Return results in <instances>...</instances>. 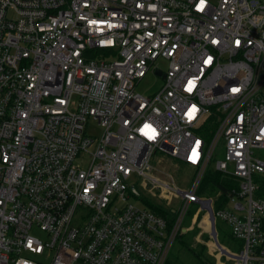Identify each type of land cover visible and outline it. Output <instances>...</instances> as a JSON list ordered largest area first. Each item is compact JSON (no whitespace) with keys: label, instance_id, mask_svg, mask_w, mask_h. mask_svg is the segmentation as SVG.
<instances>
[{"label":"built area","instance_id":"obj_1","mask_svg":"<svg viewBox=\"0 0 264 264\" xmlns=\"http://www.w3.org/2000/svg\"><path fill=\"white\" fill-rule=\"evenodd\" d=\"M262 151L264 0H0V264H166L196 225L264 264Z\"/></svg>","mask_w":264,"mask_h":264},{"label":"trees","instance_id":"obj_2","mask_svg":"<svg viewBox=\"0 0 264 264\" xmlns=\"http://www.w3.org/2000/svg\"><path fill=\"white\" fill-rule=\"evenodd\" d=\"M181 165V169L184 168L183 164ZM258 181L260 182V191L259 195L264 196V178L259 177ZM237 186V181L234 179L228 178L217 171H207L206 175H204L199 190V196L205 197H213L215 194L222 192L221 198L216 202V209L223 206V203L226 201V194L231 191L233 187ZM192 215V214H191ZM201 217L199 218V220ZM208 217L205 216L202 221V226L205 220ZM200 232L199 229L195 228L193 232H187L180 236L178 239V246L173 255L170 256L166 264H216L215 258L209 253L206 245L198 244L196 247L194 244V238ZM231 235V234H230ZM204 240L209 241V236L204 235ZM232 237V236H231ZM233 239V238H232ZM222 246L228 247L225 243L221 242ZM230 248V247H229ZM224 264H234L230 260L225 257L222 258Z\"/></svg>","mask_w":264,"mask_h":264},{"label":"rangeland","instance_id":"obj_3","mask_svg":"<svg viewBox=\"0 0 264 264\" xmlns=\"http://www.w3.org/2000/svg\"><path fill=\"white\" fill-rule=\"evenodd\" d=\"M159 65H160V68H163L165 70V64L164 63H160ZM160 87H161L160 78L151 72L141 81L137 90L139 92L147 94V95H149V94L153 95V93H156L160 89ZM90 126H91V128L94 129V131L96 133H99V127L96 123H92ZM90 126H88V127L90 128ZM259 154L264 157V151L260 152ZM222 156H223V154H221V157ZM163 167L167 171L173 173L178 184L181 187L189 188L191 179L193 178V171L190 168L184 166V168L181 169L182 168L181 165H178L176 162H173L171 160L164 162ZM217 197H218V193L213 196V198H217ZM136 204L139 205L138 202ZM189 222H190V220H189ZM189 225H190V223H189ZM203 227L205 229L209 230V220L208 219L204 221ZM195 228L199 229L200 232L198 233L197 236H195L193 245L195 247L198 244L206 245L207 249L209 250L210 255L212 256V258H215L216 264H224L222 259H219V257H218L219 253L214 252L212 249L209 248V244H210V240H211L209 233L207 231H203V230L201 231V229L198 227V225H196L189 232H193L195 230ZM217 230H218V233L220 235L219 236L220 242H222V240H223L225 245L230 247L232 250H234L233 249L234 246L239 245L238 241H235L234 239H232L228 225L226 223H224L222 220H218ZM204 235L209 236V241L204 240V237H203ZM177 246H178V244H177ZM177 246H176V248H177ZM176 248H174L171 251L170 255H173V253L176 251Z\"/></svg>","mask_w":264,"mask_h":264}]
</instances>
